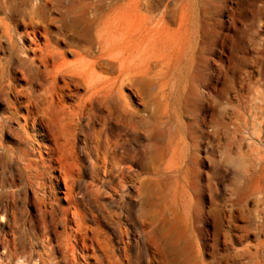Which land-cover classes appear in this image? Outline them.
Here are the masks:
<instances>
[{
    "label": "rangeland",
    "instance_id": "1",
    "mask_svg": "<svg viewBox=\"0 0 264 264\" xmlns=\"http://www.w3.org/2000/svg\"><path fill=\"white\" fill-rule=\"evenodd\" d=\"M141 6L157 15L158 66L143 93L124 84V120L62 75L46 102L32 25L0 7V264H264V0ZM48 28L60 49L84 44ZM165 173L178 224L161 254L141 180Z\"/></svg>",
    "mask_w": 264,
    "mask_h": 264
},
{
    "label": "bare ground",
    "instance_id": "2",
    "mask_svg": "<svg viewBox=\"0 0 264 264\" xmlns=\"http://www.w3.org/2000/svg\"><path fill=\"white\" fill-rule=\"evenodd\" d=\"M141 4H142V0H0V7H3L8 18L11 19L14 15L20 14L22 16V18L24 19V21L26 20V21H28L27 23H29V25L30 24L32 25V32H31L32 36H33L32 41L35 44V48L32 47V49L34 51L35 58L37 60H39L45 66V68L48 70V71L46 70V72H49V77L47 76L48 77L47 81H45L44 83L42 82L43 85H45V92H46V96H47L46 99H44V100H46V102H48V103L54 102V100H56L55 97L59 96V92H58V90H59L58 84L59 83L57 84V79L60 75H62V76H65L64 77L65 78L64 79V85H66L68 87L70 85V81H74V83L76 85H82V84L85 85L86 86V88H85L86 92L84 94V97L87 96V99H89L91 101L95 100L99 104V107H98L99 111H101L104 114V117H110V118L116 117L119 120H124V119L128 118V116H129V113L127 111L126 101H123L124 103L120 102L121 91H122L124 84H130V85L134 86L136 88L135 91H137L139 94L143 93L145 86L150 82V79L154 76V75L153 76H149V75L152 73H156V69L158 66L156 63V56H157V50H158L157 49L158 28L156 25L157 21H158V19L156 18L157 15H155V16L152 15L150 17H147L144 14V11L142 9ZM49 11H52L54 15H48ZM148 21L150 22L149 24H148ZM55 23L59 24V26L62 29L73 33L74 36H76L84 44L82 45V44H80L81 43L80 42L79 45L75 46V44L73 43V46L68 45L69 46L68 48L66 47V49L65 48L60 49L59 46L56 45L59 42L56 41V44H54L52 42V39L50 38V31L48 28V24L53 25ZM45 24H47V25H45ZM29 25H28V27H29ZM6 32H9L8 27L6 28ZM38 33L40 35L44 36L45 39H44L43 43L42 42L38 43V40L36 39V36L38 35ZM62 33H63V31H62ZM59 35H61V34L59 33ZM180 36H182V35H180ZM170 37H168V38H170ZM182 43H183V41H182ZM177 44H179V43H177ZM12 48L16 49V44L12 43ZM70 50L73 51V54H74V58L72 60H68L69 58L67 59L65 57L66 51H70ZM115 65H116V72L114 74V72H112L111 69L114 68ZM38 68H39V66H38ZM36 70H37V68H36ZM39 73L41 74V72H39ZM66 78H69V79L66 80ZM44 79L46 80V78H44ZM66 86H64V87L66 88ZM30 87H31V85H30ZM29 91H30V89H29ZM80 93L81 92H79V94ZM130 96H131V94H130ZM62 97H61V100H62ZM28 98H30V97H28ZM23 102H24V100H23ZM21 103H22V101H21ZM59 104H61V103H59ZM77 105H73V106L78 107L79 105L78 106ZM88 105H90V104H88ZM68 106H70V105H68ZM82 107H83V105H82ZM84 107H85V104H84ZM62 108H63V106H62ZM17 110H19V109H17ZM82 110H83V108H82ZM28 113H30V112L28 111ZM69 114H70V112H69ZM8 115H10V114H8ZM27 121L28 120H26V122ZM105 121L106 120H104V122ZM136 123H137V121H136ZM105 124H106V122L104 123L103 127H106ZM32 126H33V124H32ZM43 129H42V131H43ZM128 129H130V128H128ZM146 129H147V127H146ZM44 134H45V132H44ZM90 143H92V142H90ZM87 144H89V143H87ZM117 150H118V148H117ZM93 154H92V156H93ZM138 155H141V154H138ZM187 157H185V158H187ZM183 162L184 161H182V163ZM133 163H135V162H133ZM100 164H101V162H100ZM107 171H109V170H107ZM71 174H73V173H71ZM71 174H70V177H71ZM94 174H96V173H94ZM143 174H145V173H143ZM127 176H128V174H127ZM130 178L131 177H129V180H130ZM171 178H172L171 175H169L168 173H165V176L162 175L159 178H156V179L154 178L155 180L154 179L153 180H141L142 192L146 193L147 196L149 195V197H151V198L153 197V198L157 199L153 203L154 210L151 211L152 212V226L155 229L156 234H157V238H158V242H159L158 247L161 248V250L159 249L161 254L163 252L162 246H163V244L166 243L165 241H167V239H168L167 236H168L169 228L170 227L175 228L176 225L178 224V219H177V212H178V207H177L178 205L177 204H178V197H179L178 193H175L173 191V189L172 190L168 189V191L162 189V185L167 183V181H170ZM72 179H73V177H72ZM100 179H102V178L100 177ZM66 180H68V179H66ZM92 180H94V179H92ZM127 181L128 180H126V182ZM102 182L103 181H101V184H102ZM112 182H113V180H112ZM89 183H91V182H89ZM104 184H105V182H104ZM135 194L137 196V193H135ZM113 196H114V194H113ZM149 197H147V199ZM65 198H67V197L65 196ZM137 205H138V203H137ZM149 206L151 207V205H149ZM155 207H157V208H155ZM137 208H138V206H137ZM53 212H55V211L53 210ZM143 219L145 220V218H143ZM96 231H99V229L97 228ZM100 237H101V235H100ZM95 240H96V238H95ZM100 244H101V242H100ZM153 248H155V247H153ZM100 249H102L101 245H100ZM150 257H151V255L149 256V259H150ZM27 259L28 258H26V260Z\"/></svg>",
    "mask_w": 264,
    "mask_h": 264
}]
</instances>
